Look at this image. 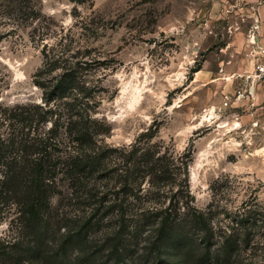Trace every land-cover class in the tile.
I'll use <instances>...</instances> for the list:
<instances>
[{
	"label": "rangeland",
	"instance_id": "1",
	"mask_svg": "<svg viewBox=\"0 0 264 264\" xmlns=\"http://www.w3.org/2000/svg\"><path fill=\"white\" fill-rule=\"evenodd\" d=\"M34 1L40 20L25 24L0 6V102L40 100L33 75L44 43L90 61L82 64L101 87L96 115L109 128L101 141L129 144L150 128L152 140L176 153L189 151L194 205L214 213L215 228L243 232L231 218L251 215L243 255L264 264V107L253 91L237 94L247 91L245 75L253 68L247 36L255 17L244 3ZM61 199L56 195L53 204L76 211L78 204ZM12 217L0 203V241L17 236Z\"/></svg>",
	"mask_w": 264,
	"mask_h": 264
},
{
	"label": "trees",
	"instance_id": "2",
	"mask_svg": "<svg viewBox=\"0 0 264 264\" xmlns=\"http://www.w3.org/2000/svg\"><path fill=\"white\" fill-rule=\"evenodd\" d=\"M0 6L18 23L40 20L34 0ZM41 52L40 100L0 102V203L17 233L0 241L1 263L258 264L241 245L251 215L231 218L243 232L215 228L214 213L194 205L189 151L152 140L150 128L129 144L102 142L109 128L96 115L101 87L84 71L90 61L48 43ZM58 194L76 211L55 206Z\"/></svg>",
	"mask_w": 264,
	"mask_h": 264
},
{
	"label": "built area",
	"instance_id": "3",
	"mask_svg": "<svg viewBox=\"0 0 264 264\" xmlns=\"http://www.w3.org/2000/svg\"><path fill=\"white\" fill-rule=\"evenodd\" d=\"M247 46L252 56V70L245 75L248 83L247 91L238 90V97L251 94L255 83L264 80V29L257 19L248 30Z\"/></svg>",
	"mask_w": 264,
	"mask_h": 264
},
{
	"label": "crops",
	"instance_id": "4",
	"mask_svg": "<svg viewBox=\"0 0 264 264\" xmlns=\"http://www.w3.org/2000/svg\"><path fill=\"white\" fill-rule=\"evenodd\" d=\"M244 3L245 9L251 16L259 21L262 29H264V0H241ZM254 100L260 102V106L264 107V80L257 82L253 86ZM260 200L264 204V188L259 193Z\"/></svg>",
	"mask_w": 264,
	"mask_h": 264
}]
</instances>
